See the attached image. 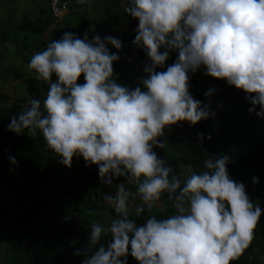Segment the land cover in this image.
Instances as JSON below:
<instances>
[{
  "label": "clouds",
  "instance_id": "9594fccd",
  "mask_svg": "<svg viewBox=\"0 0 264 264\" xmlns=\"http://www.w3.org/2000/svg\"><path fill=\"white\" fill-rule=\"evenodd\" d=\"M69 12L52 18L61 22ZM125 12L138 20L133 44L151 61L140 78L144 90L113 78L120 57L107 45L121 49L118 38L64 32L28 61L48 90L42 101L30 99L12 115L7 130L39 131L60 163L71 167L74 156L83 157L97 166L104 185L125 177L114 194L104 196L117 218L106 226L91 223L86 247L74 251L83 256L81 264H127L128 255L138 264H230L249 247L262 214L248 186L230 177L226 154L211 155L205 170L181 177L153 146L164 147L158 137L167 126L208 119V107L189 91V74L201 68L242 89L252 105L248 111L264 118V0H128ZM171 51L178 53L175 61L157 71ZM81 75L84 82L78 83ZM162 194L173 214L148 216L138 226L130 212L141 216Z\"/></svg>",
  "mask_w": 264,
  "mask_h": 264
},
{
  "label": "trees",
  "instance_id": "16d2710c",
  "mask_svg": "<svg viewBox=\"0 0 264 264\" xmlns=\"http://www.w3.org/2000/svg\"><path fill=\"white\" fill-rule=\"evenodd\" d=\"M49 3L47 0L46 6H39L42 15L38 19L26 16L18 31L50 33L51 38L45 44L61 39L64 32H72L81 39L87 33L89 40L93 35L101 39L116 37L121 41V49L107 45L110 52L120 57L113 62V78L122 86H140L144 90L140 78L147 73L142 74L138 69L139 66L145 68L151 61L143 49L132 42L138 20L125 12L128 0H95L94 7H100V11L92 21L79 11L88 0L82 4L73 2L69 17L64 21L67 26H53ZM75 16L76 24H73L70 18ZM96 18H100L98 25ZM169 55L176 57L178 53L171 51ZM8 76L17 82L24 80L16 69H8L4 80ZM189 76L192 78L190 94L202 101L215 118L194 125L203 138L198 135L184 137L165 127L164 136L158 137L165 142L164 147L154 145L153 150L181 177L189 170H205L203 161L214 159L211 155L229 157L230 177L248 186L250 200L262 210L249 247L230 264H264V208L261 207L264 206V118L248 111L252 105L242 89L204 74L202 68ZM52 79L55 81V76ZM25 82L29 99L9 104L11 97L0 92V102L5 104L0 108V261L3 264H81L83 256L74 255V251L86 247L91 223L106 226L117 218L104 196L114 194L116 183L125 182V177H114L112 185H104L97 166L86 164L83 157L74 156L71 167L60 163L58 154L47 148L39 131L33 135L27 129L20 134L7 130L12 115L18 114L30 99L42 101L48 90V84L37 80L36 73ZM83 82L81 75L78 83ZM210 89L213 90L211 95L206 96ZM223 96L230 98L225 110L213 108L209 103V99L218 101ZM256 108L259 110L258 105ZM10 155L16 158L15 164L9 161ZM253 177L258 178V182L254 183ZM125 186L135 188V184L126 183ZM134 203H139L138 198ZM173 212L162 194L141 216L135 217L134 212H130V216L139 226L148 216L160 219ZM109 239L106 236L101 243L106 244ZM88 249L94 251L95 245H88ZM127 264H138V261L128 255Z\"/></svg>",
  "mask_w": 264,
  "mask_h": 264
},
{
  "label": "rangeland",
  "instance_id": "374dc122",
  "mask_svg": "<svg viewBox=\"0 0 264 264\" xmlns=\"http://www.w3.org/2000/svg\"><path fill=\"white\" fill-rule=\"evenodd\" d=\"M94 1L95 0H88V3L85 5V7H81L79 10L80 13L83 14V17L89 19L90 21L94 20L95 13L100 11V7H94ZM74 2L80 3L79 0H74ZM46 3L47 0H0V92L11 97L9 104L14 103L15 101L20 102L30 98L28 85L26 84L25 79L29 78L30 76H34L35 71L28 69L27 63L34 52L42 50L44 47H46V41L51 38L50 33L36 34L18 31L17 28L20 26L26 16L32 18L33 20L38 19L42 15L39 6H46ZM68 17L69 16L67 15L63 21L58 23H56L54 20H51V22L53 26L58 24L67 26L64 21ZM76 17L77 16L70 18L72 19L73 24H76ZM99 19L100 18H96L97 25L99 23ZM98 27L100 26H97V28ZM92 29L97 33L95 27H92ZM5 42L9 43L5 44ZM175 59L176 57L169 55L168 59L166 60L167 63L164 65V67H158L156 70H166V67L172 64ZM10 68L18 70L24 80L17 82L14 81L11 76H8L7 80H4V75ZM138 70H141L142 74H146L144 71V66H139ZM191 79L192 78L189 76V84H191ZM212 100L213 99H209L211 106L220 110H225L226 106L228 107L230 102V98L224 96L218 101ZM4 105V102H0V108H2ZM214 118V115L210 113L208 119L210 120ZM168 128L184 137L197 136L196 127L190 124L188 121H180L177 124L168 126ZM0 264L3 263L0 261Z\"/></svg>",
  "mask_w": 264,
  "mask_h": 264
},
{
  "label": "built area",
  "instance_id": "2783aa9c",
  "mask_svg": "<svg viewBox=\"0 0 264 264\" xmlns=\"http://www.w3.org/2000/svg\"><path fill=\"white\" fill-rule=\"evenodd\" d=\"M71 0H50V12L55 20H61L69 11Z\"/></svg>",
  "mask_w": 264,
  "mask_h": 264
}]
</instances>
